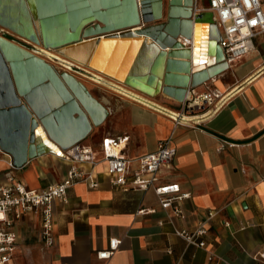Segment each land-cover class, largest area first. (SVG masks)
Returning a JSON list of instances; mask_svg holds the SVG:
<instances>
[{
    "label": "crops",
    "instance_id": "crops-1",
    "mask_svg": "<svg viewBox=\"0 0 264 264\" xmlns=\"http://www.w3.org/2000/svg\"><path fill=\"white\" fill-rule=\"evenodd\" d=\"M206 12L199 4L197 14ZM163 86V76L156 85H123L129 95L112 89L95 92L87 86L108 111L90 137L99 146L102 136L128 135L130 157L154 152L160 141L170 139L177 154L170 168L162 171L160 182L178 183L189 192L180 202L182 213L163 209L153 188H113L102 163L95 169L97 187L79 182L64 200L51 202L52 246L40 239L37 215L26 214L13 223L17 249L8 264H17L26 249L32 251L25 247L32 236L37 237V245L46 247L39 258L44 264H263L257 254L264 248V34L253 39V49L243 58L194 88L195 93L217 89L225 97L208 112H194L191 122L176 125L160 111L180 106L162 92ZM222 142L227 144L219 149ZM10 158L7 153L0 158V182L12 174L28 188L60 182L69 167L52 153L15 169L8 166ZM199 226L207 229L203 248L176 233ZM112 238L120 240L114 254L98 259L97 251ZM211 253L213 260H209Z\"/></svg>",
    "mask_w": 264,
    "mask_h": 264
},
{
    "label": "water",
    "instance_id": "water-1",
    "mask_svg": "<svg viewBox=\"0 0 264 264\" xmlns=\"http://www.w3.org/2000/svg\"><path fill=\"white\" fill-rule=\"evenodd\" d=\"M193 3L0 0V27L76 58L89 69L93 66L91 70L123 85H156L163 76L162 92L181 103L188 91L227 66L212 13L207 11L206 17L195 13ZM206 25L203 46L208 50L202 53L210 63L196 69L200 46L196 33ZM103 52H108L106 60L100 58ZM107 116V108L74 74L58 71L44 58L0 36V149L11 156L15 168L44 153L62 158L63 150L87 139Z\"/></svg>",
    "mask_w": 264,
    "mask_h": 264
},
{
    "label": "built area",
    "instance_id": "built-area-1",
    "mask_svg": "<svg viewBox=\"0 0 264 264\" xmlns=\"http://www.w3.org/2000/svg\"><path fill=\"white\" fill-rule=\"evenodd\" d=\"M193 9L197 13L198 5L202 2L204 10L213 15L216 22L224 62L227 66L243 58L253 49V39L264 34V0H193ZM11 32L0 27V36L10 39ZM30 51L51 62L54 66L68 71L75 76H83L90 80L95 77V71L67 58L57 51L50 55L42 46L27 41ZM62 58V59H61ZM219 90L195 93L194 89L187 92L177 110H160L175 122V124L191 122L192 114L198 110L208 112L211 107L220 106L224 99ZM161 109V108H159ZM128 135L110 137L102 136L99 146L80 141L63 150L62 159L69 165L66 175L58 183L45 188H28L14 175L10 174L5 182H0V264L11 262L17 249V235L12 229L13 223L26 214H35L39 218L40 239L47 245L54 243V213L51 202L56 199L64 200L68 190L74 184L82 182L90 188L99 185L98 173L95 171L99 164H104L102 172L109 178L113 188L129 190H147L153 188L163 209L172 208L176 214H181L180 202L189 197L178 183H161L160 177L164 169H169L177 154L176 146L170 139L159 142L157 150L138 157L127 155ZM227 143L222 142L219 149ZM230 145V144H229ZM0 149V158L4 155ZM8 166L15 169L12 159ZM140 212H154L153 209H142ZM177 235L196 247H205L203 237L207 233L204 226L194 231L177 230ZM120 244V240L112 238L108 246L97 251L100 260L109 259ZM213 253L209 260H213ZM264 264V248L257 254Z\"/></svg>",
    "mask_w": 264,
    "mask_h": 264
},
{
    "label": "rangeland",
    "instance_id": "rangeland-1",
    "mask_svg": "<svg viewBox=\"0 0 264 264\" xmlns=\"http://www.w3.org/2000/svg\"><path fill=\"white\" fill-rule=\"evenodd\" d=\"M166 1L165 0V4H166ZM202 5H204V3L202 2L201 3ZM10 39L13 40L14 42L18 43L19 45H22L23 47L29 49L31 47V45L24 39H22L21 37L17 36L16 34L12 33L10 34ZM123 46H121L119 48V51L122 49ZM119 52H116L114 58L112 59L111 61V66L114 64V61L116 60V55L119 53ZM122 53V52H121ZM108 56V52H103L100 54V58L103 57V60H106V57ZM74 59V61H77L78 63H81L83 65L84 62H80L79 60H77L76 58H72ZM51 63V62H49ZM113 63V64H112ZM53 66L54 64L51 63ZM58 71H63L62 69L54 66ZM89 67V66H88ZM91 68H93V66H90ZM90 68V69H91ZM95 69V68H94ZM95 71V70H93ZM96 73H98L99 75H102L101 74V71L100 70H96L95 71ZM104 75H107V74H104ZM86 87H91L93 90H95V92L99 91L100 93H105L106 91H112L110 88L104 86V85H101L97 82H93L92 80H89L88 78L86 77H83V76H76ZM105 77V76H103ZM87 87V88H88ZM92 133V132H91ZM90 133V134H91ZM84 142L88 143V142H91V137L90 135L88 136L87 139L84 140ZM61 162V161H60ZM37 237H34L32 236L30 239H27L26 240V243H25V247H31L32 248V251H28L26 249V251H24V253H22V255L20 256V258L17 259V264H44V262H41L40 261V257H41V254H45L44 251H46V247L41 243V245H37V240H36ZM19 256V255H18Z\"/></svg>",
    "mask_w": 264,
    "mask_h": 264
},
{
    "label": "bare ground",
    "instance_id": "bare-ground-1",
    "mask_svg": "<svg viewBox=\"0 0 264 264\" xmlns=\"http://www.w3.org/2000/svg\"><path fill=\"white\" fill-rule=\"evenodd\" d=\"M196 35H197V41L200 42V46L198 48L199 56L197 58V61L195 62L196 63L195 68L196 69H202V68L206 67L207 63H210L208 56L206 54L202 53V51H204V53H206L208 50V48H206L205 45L203 46V44H204L203 41L206 42V40L208 38V26L207 25L203 26V27L199 26L197 29ZM191 43H192V41H189V43H187V44H191ZM45 51L47 53H49L50 55H57L55 53L56 50L54 51L52 49H45ZM94 73H95V77L92 80L93 82H97L101 85H104V86H106L112 90L123 93L125 95L130 94V92L126 88H124L121 83L115 82L114 80H112L110 78L103 77L102 75H99L96 72H94ZM144 104L147 106H150V104L148 102H145ZM57 148H58V150H61L58 146H57ZM58 155H60V152H58Z\"/></svg>",
    "mask_w": 264,
    "mask_h": 264
}]
</instances>
